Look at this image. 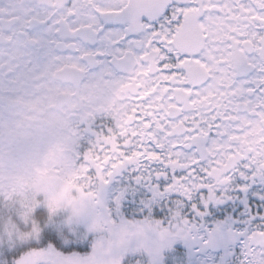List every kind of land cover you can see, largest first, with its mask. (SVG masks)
<instances>
[{
	"label": "snow or ice",
	"instance_id": "1",
	"mask_svg": "<svg viewBox=\"0 0 264 264\" xmlns=\"http://www.w3.org/2000/svg\"><path fill=\"white\" fill-rule=\"evenodd\" d=\"M0 264H264V0H0Z\"/></svg>",
	"mask_w": 264,
	"mask_h": 264
}]
</instances>
